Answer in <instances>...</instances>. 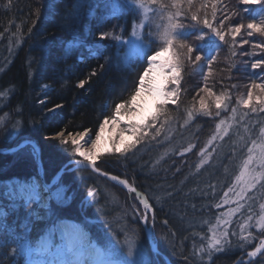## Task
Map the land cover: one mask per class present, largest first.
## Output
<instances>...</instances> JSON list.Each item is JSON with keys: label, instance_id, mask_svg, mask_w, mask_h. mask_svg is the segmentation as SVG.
<instances>
[{"label": "trees", "instance_id": "1", "mask_svg": "<svg viewBox=\"0 0 264 264\" xmlns=\"http://www.w3.org/2000/svg\"><path fill=\"white\" fill-rule=\"evenodd\" d=\"M171 3L160 0L140 8L133 0H0V264H30L45 232L60 220L76 223L88 241L103 248L107 242L119 246L132 239L144 257L142 264H236L249 259L251 244L244 250L237 245L242 242V222L249 216L251 224L254 221L252 212H235L226 226L229 243H222L219 251L209 247L213 239L208 230L221 226V219L236 209L232 193L229 203L223 200L241 175L248 145L257 142L264 152V139H254L264 111L255 98L248 106L241 102L253 80L264 83V69L251 68V63L264 59V52L254 48L264 43V36H249L246 28L252 20H264L260 4L194 0L189 8L184 3L187 15L177 19L185 27L177 31L191 33L192 44L199 43L190 26L195 23L190 20L193 12L201 18L207 14L214 24L228 15L227 27L243 23L245 28L234 42L231 35L227 43L213 36L212 54L217 59L211 70L205 60L185 61L179 85H167L179 88L177 103L165 106L167 115H160L146 135L133 136L120 152L111 144V150L95 160L99 172L127 181L148 199L151 213L146 225H151L156 251L141 219L132 215L133 205L143 210L136 194L91 168L77 166L84 160L50 138L58 128H67L87 131L95 139L100 124L116 116V105L129 101L139 87V77L148 67L146 57L165 46L168 18L177 11ZM140 25L146 51L124 62L125 41ZM100 32L109 33L108 38L101 41ZM205 87L214 95L203 91ZM222 94L226 106L217 110L215 96ZM201 97L212 116L198 113ZM189 111L195 113L192 119ZM152 115L141 126L151 123ZM36 183L51 185L44 192L50 195L46 207H40L41 193H33ZM57 186L64 188L63 199L52 194ZM247 231L259 233L255 227ZM259 259L253 258L254 264Z\"/></svg>", "mask_w": 264, "mask_h": 264}, {"label": "snow or ice", "instance_id": "2", "mask_svg": "<svg viewBox=\"0 0 264 264\" xmlns=\"http://www.w3.org/2000/svg\"><path fill=\"white\" fill-rule=\"evenodd\" d=\"M242 5L250 6L252 4H260L262 8H264V0H239ZM133 3L140 7L145 8L146 4H159L160 0H133ZM186 3L189 8L194 7V0H172L170 7L176 8L177 11L172 13L169 16V23L165 32L163 33V37L165 40V46L160 50L155 51L153 55H149L146 57L148 62V67L144 71L143 75L139 77V87L136 89L135 94L131 96L129 101L124 103H120L116 105V119H113L111 123L113 125H117L124 116H128L129 114L135 115L134 109L139 108V99L141 98L143 93H148L154 95L159 98L162 103L157 109V114L151 116V123L144 124L141 126L140 123L131 122L127 128H121L119 130V137L121 142H123V136L127 132H131L132 136L137 137L138 139L141 137V134L146 135V129L150 127H155V124L160 115H167L166 105L171 102L172 104L177 103L178 87H173L169 89L167 85L170 83L174 86H178L180 83V75L181 69L185 61L190 63L199 62L201 60H205L208 68L211 70L213 62L217 59L216 55H213V42L212 37L218 38L219 41L227 43L226 37L231 35L233 42L235 41L236 36H238L242 29L245 28L243 23H236L232 27H227L225 25L226 20H230L231 17L225 15L223 19L219 20L217 24H214L212 20L207 18V14L203 18L198 16L196 13H192L190 20L195 22L194 24H190L191 27L196 29L194 38L199 43L192 44L189 42L192 37L191 33H184L177 31L178 29H183L185 25L177 19L181 15H187V13L183 12L182 5ZM160 7H164L163 4H160ZM203 7V4H202ZM215 8V4L213 5ZM244 10H247L245 8ZM239 10L233 12V15H238ZM216 13L213 11L212 17L215 19ZM219 25V26H217ZM222 28H227V31L222 30ZM246 28L248 30V35L252 36L254 33H259L261 36H264V20L260 23H256L255 20L247 23ZM206 29V30H205ZM109 33L100 32L98 38L103 41L107 39ZM113 39L119 40V36H113ZM207 41V43H205ZM242 43H248L247 40H244ZM207 48L208 51L205 52L204 49ZM254 48L259 49L261 52H264V43L255 44ZM176 49V51H173ZM203 53V55L201 54ZM234 54V53H233ZM163 57V59H161ZM252 69H264V59H258L255 62L251 63ZM158 71L160 75L164 77V81L161 83H157L152 78L151 74L153 72ZM93 75L95 73H92ZM207 79V77H205ZM81 86L84 85V81H80ZM259 89V92L256 90ZM208 95H214L211 90L207 87L203 89ZM257 99L261 105V110L264 111V83H257L255 80L251 83L250 89L247 93V99H243L241 102L248 106L253 99ZM227 97L225 95L215 96V108L217 110L221 109L222 105L226 106L225 101ZM59 107V106H58ZM256 109L253 108V111ZM52 111V109H50ZM198 113L203 114L204 116H212V112L210 111V105L206 102L205 97H201L199 100V109ZM235 111V109H233ZM123 113V116L121 115ZM195 113L193 111L188 112L189 119H192ZM217 116L220 115V112L217 111ZM224 121H221L220 124L216 125L217 129L221 128V125ZM109 124V119H105L102 124H100V131L95 133V139H91V136L87 131H76V130H68L67 128H58L50 137L51 139L58 141L61 145L65 146L66 149H70L71 153L78 158H83V160L88 163L94 170L98 171L95 158L97 152L99 150L102 134L105 131V127ZM264 132V130H262ZM157 135L159 134V129H157ZM110 142L112 143L115 151L120 152L121 148L116 143L114 139L109 137ZM85 144H90L91 147L88 150L84 149ZM126 150V149H125ZM190 150V149H187ZM254 149H249V152H253ZM202 155L207 158L208 153L205 150H202ZM259 160L258 167L264 168V152L258 154L256 158H253L251 155L249 156V161L245 164V169L247 170L242 175L245 177V181L247 187H255L258 181H264V173L260 175L256 174L254 168L251 165H255ZM79 162V160L77 161ZM205 160L202 159L201 163H204ZM118 178L116 176L112 177V180L116 181ZM119 183L127 184V181L120 180ZM261 187H264V183L261 184ZM130 191L135 192V188H131ZM246 189L242 190L238 195L243 198V193ZM233 189L229 188L228 192L225 193V199L223 203H229V193H232ZM95 193L89 192V195H94ZM137 199L140 200L143 205V210L136 208L135 205L132 207V215L135 218L137 215L140 219L148 220V213L150 211V204L147 198L143 197L140 193H137ZM239 203V201H237ZM219 207V204L217 205ZM262 210H264V205L261 206ZM235 210H232L234 214ZM153 219L155 217L153 216ZM252 217H248L249 223L241 225V235L240 241L238 243V247L241 250L246 249L249 244H251L253 250L247 251L246 255L249 259L244 260L240 259L236 261V264H254L252 258L259 257L260 259L255 261V264H264V215H261L259 220L255 225L251 224ZM167 223V221H165ZM228 221H225L227 224ZM255 227L259 229V233L257 236H253L251 231H247L248 229ZM62 238L63 236H68V248L69 251L73 249V247L80 243L81 236L78 230V226H61ZM244 231H247V235H244ZM234 235V233H232ZM222 240L217 238L214 234L213 243L209 245L211 249H215L216 251L220 250L221 244L229 243V230L225 227L222 230ZM258 239V243H251L253 240Z\"/></svg>", "mask_w": 264, "mask_h": 264}, {"label": "rangeland", "instance_id": "3", "mask_svg": "<svg viewBox=\"0 0 264 264\" xmlns=\"http://www.w3.org/2000/svg\"><path fill=\"white\" fill-rule=\"evenodd\" d=\"M141 28V25L137 26L130 35V37L125 41L127 49L122 56L124 62H128L129 59L133 56L135 57L144 55L146 51V46L141 39ZM161 59H163V57H161ZM151 76L157 83H161L164 81V77L160 75L158 71L153 72ZM159 102H162L159 98L145 92L139 99V108L134 109V112H136L137 114H129L128 116H124L122 119H120V122L117 125H113L111 123L113 119L117 118L116 116L113 119H110L109 124L105 127V131L102 134L99 150L97 152L95 160L97 159V156L99 154L111 150L112 143L110 142L109 137L114 139L120 148L123 146V144L131 142L133 140L131 132L125 133L123 136V142H121V139L118 135L119 130L121 128H127L131 122H136L140 124L144 123L146 119L153 114L155 105ZM256 130V136L254 137V139H259L260 137L264 139V132H262V130H264V123L260 125V127ZM99 131L100 126L98 132ZM255 144L258 143L251 142L246 149L248 156L251 155L253 158H256L258 154L262 152L261 149H257L258 145ZM90 147V144L84 145L85 150H88ZM250 148L254 149V151L251 153L249 152ZM248 161L249 157L246 159V163ZM86 165L89 164L85 161L77 163V166L80 167H84ZM258 165L259 160H257V163L253 166L256 171V174L260 175L261 173H264V168H260L258 167ZM246 171L247 170L245 169L244 165L240 177L237 179L236 183L231 187L233 189L232 195L236 200V209L234 208V214L237 211L240 212V209L252 212L254 218L252 225H255L256 222L259 220L260 216L264 215V210H262L261 208V206L264 205V187H261V184L264 183V181H258L255 187H247L245 177L242 175V173H245ZM55 181L52 182V185L53 183H55ZM50 186L51 185L46 186L47 191L49 190ZM244 189H246V191H244L243 198H241V196L238 194L241 193V191ZM46 190L45 188H40V185L38 183L34 185L33 193L38 194V192H40L41 196L43 197L42 202L40 203V207H46L48 205V199L50 198V195H45L44 192ZM63 193L64 188L62 186H57V188L52 191V194L55 195L58 199L64 198ZM237 201H239V203H237ZM150 213L151 210L149 211L148 215ZM234 214H226V216L221 219V226L217 225L214 228L209 229L208 237L213 239V236L215 234L217 238L223 239L221 235L222 230L231 221ZM238 219L241 220V217L239 216ZM141 221L142 224L146 225V220L141 219ZM225 221H228V223L225 224ZM245 221L242 222L243 225L249 223L248 221H246L247 223H245ZM71 225L78 226L81 241L80 243L76 244L71 251H69V237L63 236L62 238L61 226L67 227ZM145 231L147 234V230ZM119 246H124L125 251H123ZM119 246L107 242L103 248L95 242L88 241L86 234L83 232L82 228L76 223L70 220H60L53 227L49 228L45 232L42 240L40 241L39 245L35 250L34 256L30 260V264H127V261H129L130 264H142L144 262V257L141 255L136 243L132 239L123 241L122 244ZM123 252H126L127 254L124 256L123 259H121V254H123Z\"/></svg>", "mask_w": 264, "mask_h": 264}, {"label": "water", "instance_id": "4", "mask_svg": "<svg viewBox=\"0 0 264 264\" xmlns=\"http://www.w3.org/2000/svg\"><path fill=\"white\" fill-rule=\"evenodd\" d=\"M34 147H35V149H36V152L39 153V150H38L37 146L34 145ZM84 167H88V168L93 169L90 165H86V166H84ZM93 170H94V169H93ZM94 171L97 172L98 174H100L101 176L105 177V178H109L106 174H104V173H102V172H99V171H97V170H94ZM39 172H40V174H41V165H39ZM109 179L112 180V178H109ZM112 181H114V180H112ZM114 182H115L116 184H118L119 186H121L122 188L126 189V190H128V188H130V189L133 188V187H129L128 184H124V185H123V184L117 182V180L114 181ZM135 193H136V195H137V192H136V191H135ZM143 226H144L145 229L148 231V233L151 232V225L149 226L148 229L146 228V225H145V224H143ZM148 241H149V243L152 245V240H151V237H150L149 234H148ZM152 249H153L154 251H156V247L153 246V245H152ZM167 262H168V264H169V261H167Z\"/></svg>", "mask_w": 264, "mask_h": 264}, {"label": "bare ground", "instance_id": "5", "mask_svg": "<svg viewBox=\"0 0 264 264\" xmlns=\"http://www.w3.org/2000/svg\"><path fill=\"white\" fill-rule=\"evenodd\" d=\"M118 180V179H117ZM120 180H118V182H119ZM124 185V184H123ZM86 262H87V260H86Z\"/></svg>", "mask_w": 264, "mask_h": 264}]
</instances>
